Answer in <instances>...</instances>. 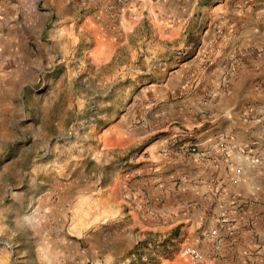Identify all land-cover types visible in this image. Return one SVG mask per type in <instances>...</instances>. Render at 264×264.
Here are the masks:
<instances>
[{
	"label": "crops",
	"instance_id": "crops-1",
	"mask_svg": "<svg viewBox=\"0 0 264 264\" xmlns=\"http://www.w3.org/2000/svg\"><path fill=\"white\" fill-rule=\"evenodd\" d=\"M33 36L48 62L58 51L61 64L86 69L68 73L84 82L77 110L98 99L92 142L60 165L98 168L83 192L98 219L178 228L205 264H264V0H0L9 99L28 77ZM154 55L164 68L149 71ZM245 152L260 163L246 161L235 182Z\"/></svg>",
	"mask_w": 264,
	"mask_h": 264
},
{
	"label": "rangeland",
	"instance_id": "rangeland-1",
	"mask_svg": "<svg viewBox=\"0 0 264 264\" xmlns=\"http://www.w3.org/2000/svg\"><path fill=\"white\" fill-rule=\"evenodd\" d=\"M30 40L26 81L12 86L11 99L0 94V264H162L180 256L185 245L177 239L170 242L172 254L166 253L173 248L164 242L172 231L153 233L97 218V207L83 193L97 167L60 169L92 142L98 114L87 135L67 140L66 131L92 99L97 112L99 103L92 96L77 110L74 91L84 82L68 73L79 80L86 69L61 64L58 51H51L48 62L45 47L36 36ZM149 234L153 240L141 244Z\"/></svg>",
	"mask_w": 264,
	"mask_h": 264
},
{
	"label": "built area",
	"instance_id": "built-area-1",
	"mask_svg": "<svg viewBox=\"0 0 264 264\" xmlns=\"http://www.w3.org/2000/svg\"><path fill=\"white\" fill-rule=\"evenodd\" d=\"M176 54L181 55V50H177ZM164 63L165 61L162 56L154 55L148 59L146 65L149 71H157L159 69L164 68ZM96 106L97 104L95 102V99H92L89 102V105L85 113L84 114L81 113L79 115L80 118L79 119L77 118L74 121V123L68 128V130L65 133V137H63V139L70 140L79 135H87L89 133V127L93 125L95 117L97 115ZM83 123L85 125H83ZM186 148L188 151L192 153L196 152V147L191 144L186 146ZM246 161L253 162V163H260V159L258 157H255L248 152H245L242 155H239V157L237 158L238 166L236 168V177L234 179L235 182L239 181L241 168ZM208 239L213 243V246L216 249L220 248L221 239L218 236L216 230H211L209 232ZM181 256L185 260L184 264H205L207 260L206 257L200 252L198 248L191 246V245H185L183 247L181 251Z\"/></svg>",
	"mask_w": 264,
	"mask_h": 264
},
{
	"label": "trees",
	"instance_id": "trees-1",
	"mask_svg": "<svg viewBox=\"0 0 264 264\" xmlns=\"http://www.w3.org/2000/svg\"><path fill=\"white\" fill-rule=\"evenodd\" d=\"M178 228H176L175 230H173L171 233H170V235L168 236V238L164 241V242H168V243H170L173 239H176L177 238V236H178ZM151 236V237H150ZM155 237V236H154ZM153 239H152V235L151 234H149V236L146 238V239H144L143 241H141L140 243L141 244H147L149 241H152ZM139 243V244H140ZM163 246H164V248H165V244L163 243L162 244ZM170 245L173 247L172 249H170V250H168V249H166V253H167V256H170L171 254H172V252H173V250H174V244H172V243H170Z\"/></svg>",
	"mask_w": 264,
	"mask_h": 264
}]
</instances>
